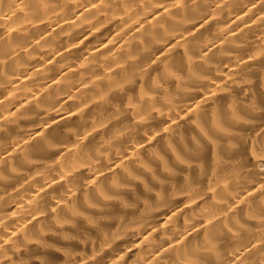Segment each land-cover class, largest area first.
I'll list each match as a JSON object with an SVG mask.
<instances>
[{
	"label": "clouds",
	"instance_id": "clouds-1",
	"mask_svg": "<svg viewBox=\"0 0 264 264\" xmlns=\"http://www.w3.org/2000/svg\"><path fill=\"white\" fill-rule=\"evenodd\" d=\"M0 264H264V0H0Z\"/></svg>",
	"mask_w": 264,
	"mask_h": 264
}]
</instances>
